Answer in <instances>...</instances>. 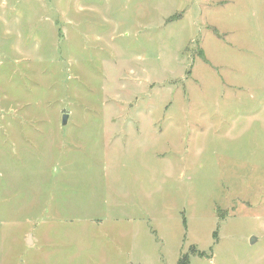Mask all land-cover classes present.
<instances>
[{"label":"rangeland","instance_id":"1","mask_svg":"<svg viewBox=\"0 0 264 264\" xmlns=\"http://www.w3.org/2000/svg\"><path fill=\"white\" fill-rule=\"evenodd\" d=\"M184 256L264 264V0H0V264Z\"/></svg>","mask_w":264,"mask_h":264},{"label":"water","instance_id":"2","mask_svg":"<svg viewBox=\"0 0 264 264\" xmlns=\"http://www.w3.org/2000/svg\"><path fill=\"white\" fill-rule=\"evenodd\" d=\"M67 118H68V115L67 114H63L62 118H61V122H62V125L64 126L67 122ZM29 240V239H28ZM255 241V239L253 237H250V243H253ZM31 243L30 241H27V244Z\"/></svg>","mask_w":264,"mask_h":264},{"label":"trees","instance_id":"3","mask_svg":"<svg viewBox=\"0 0 264 264\" xmlns=\"http://www.w3.org/2000/svg\"><path fill=\"white\" fill-rule=\"evenodd\" d=\"M196 255L199 256V257H203L204 256L201 253H196ZM188 258H189L188 256H184L183 259H181L177 264H188V262H189Z\"/></svg>","mask_w":264,"mask_h":264}]
</instances>
